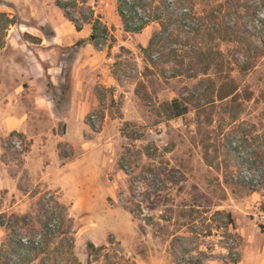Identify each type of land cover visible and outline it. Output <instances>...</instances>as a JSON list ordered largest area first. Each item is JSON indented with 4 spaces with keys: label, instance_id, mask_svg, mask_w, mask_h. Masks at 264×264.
Masks as SVG:
<instances>
[{
    "label": "rangeland",
    "instance_id": "1",
    "mask_svg": "<svg viewBox=\"0 0 264 264\" xmlns=\"http://www.w3.org/2000/svg\"><path fill=\"white\" fill-rule=\"evenodd\" d=\"M43 1L57 0H17L14 20ZM65 1L111 30L90 47L114 84L96 87L89 148L58 146L62 162L84 154L58 174L64 190L25 167L26 137L18 154V134L0 136V264H264V0H154L173 17L139 34L124 33L117 0ZM173 100L185 116L171 118Z\"/></svg>",
    "mask_w": 264,
    "mask_h": 264
},
{
    "label": "crops",
    "instance_id": "2",
    "mask_svg": "<svg viewBox=\"0 0 264 264\" xmlns=\"http://www.w3.org/2000/svg\"><path fill=\"white\" fill-rule=\"evenodd\" d=\"M0 1L12 6L0 8L10 20L20 14L17 0ZM43 3L45 14L16 20L0 35V136L26 137L30 147L25 167L40 170L41 181L50 188L64 190L58 174L77 157L62 162L66 158H59L58 146L70 144L78 154L89 148L79 136L87 128L86 115L98 104L96 87L109 88L114 80L108 78L107 66L97 69L103 56L90 47L92 29L77 32L56 4ZM31 20L38 27L28 25Z\"/></svg>",
    "mask_w": 264,
    "mask_h": 264
},
{
    "label": "trees",
    "instance_id": "3",
    "mask_svg": "<svg viewBox=\"0 0 264 264\" xmlns=\"http://www.w3.org/2000/svg\"><path fill=\"white\" fill-rule=\"evenodd\" d=\"M174 1L179 6L185 5L189 2V0H174ZM117 2H118L117 14L122 22L123 31L125 34H139L151 23V21L154 22L161 21L162 18L171 19L173 17V14L164 12L161 9H160L161 10L160 14L156 13L157 7L154 8L155 5L154 0H150L149 2L150 4L147 2V0H117ZM238 2H241V0H238ZM76 5L77 3H72L70 1H65V0L56 1V6L62 10L64 17L74 26L77 32H81L82 29L86 26H91L92 35L89 40L90 45H93L97 48L98 46H100L98 45L99 43L103 44L105 41L108 40V38H110L111 41L115 40L113 35L111 34L112 33L111 30L101 22V19L99 17H96V19L93 21H90L91 19L83 20V19H79V17H75L74 15L77 14ZM137 7L150 9V10H148V13H146V15L142 17L136 11ZM150 11H152V14ZM78 14L81 17L83 16L82 13H78ZM93 15L94 12L92 11L91 16ZM179 16L181 18H189L191 16H194V14L184 9V11L180 13ZM10 23H15V20L14 19L10 20L6 14L0 13V27L2 24L4 26L3 30H5L6 26H8ZM82 43H80L79 45H81ZM153 43H154V39H151L149 44V49L153 46ZM108 49H110V47H108ZM168 109L172 119L183 117L188 113L187 106H185L183 103L179 102L178 100H173ZM12 135H16V133H13ZM133 136L134 135L131 133L130 135L126 136V138L130 140H136ZM259 159L261 162L260 166L263 167L264 156L262 158L260 156L258 158V161ZM247 185L251 186V182L248 183ZM259 228L260 231L264 233V227L260 226ZM88 248L95 249L92 243L88 244Z\"/></svg>",
    "mask_w": 264,
    "mask_h": 264
},
{
    "label": "built area",
    "instance_id": "4",
    "mask_svg": "<svg viewBox=\"0 0 264 264\" xmlns=\"http://www.w3.org/2000/svg\"><path fill=\"white\" fill-rule=\"evenodd\" d=\"M90 123L92 127L98 129L99 128V123L97 122V117L95 115H92L90 117ZM11 150L13 152H16L18 154H24L25 153V140L23 137L20 136H14L9 143Z\"/></svg>",
    "mask_w": 264,
    "mask_h": 264
}]
</instances>
